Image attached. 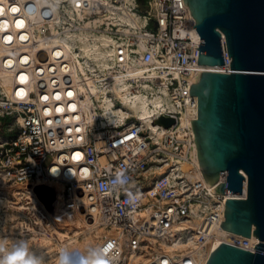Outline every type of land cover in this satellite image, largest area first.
Instances as JSON below:
<instances>
[{
    "label": "built area",
    "instance_id": "built-area-1",
    "mask_svg": "<svg viewBox=\"0 0 264 264\" xmlns=\"http://www.w3.org/2000/svg\"><path fill=\"white\" fill-rule=\"evenodd\" d=\"M10 2L21 6L43 43L88 30L110 37L112 53L108 63L92 61L82 63V68L73 63L65 69L68 63H59V77L51 78V83L34 77L27 99L7 95L0 103L6 116H14L12 134L0 143V179L9 198L7 204H0V231L13 225L14 240H29L47 263L62 247L84 240L88 232L99 233L91 247L112 244L105 254L107 264H204L219 234L221 243L254 251L251 238L220 226L225 222L226 199H246L247 182H242L241 194L214 193L220 183H227V173L207 186L195 155L191 121L198 118V97L190 96L189 89L207 69L197 64L200 41L183 0ZM112 15L129 16L134 23L115 21ZM222 49L225 63L216 67L228 73L231 59L224 39ZM139 68L145 69L143 75L129 76V70ZM115 87H124L123 93L133 99L142 94L163 102L159 107L150 103L147 121L130 114L123 122L110 123L102 117V104L110 99L114 108L122 106ZM73 91L79 103L90 99L84 113L92 114L93 121L82 120L84 127L74 134L76 140L61 149L67 144L66 125L61 115L45 116L43 109L55 102L44 97L59 92L60 105L61 97L69 98ZM167 119L174 123L167 126L163 123ZM151 125H156V132ZM65 151L72 156L63 172L85 168L83 179L53 175L52 167ZM78 152L82 163L74 158ZM185 166L199 172V177H189ZM120 170L128 177L123 187L113 184ZM43 185L55 190L53 212L36 193ZM125 188L138 198L130 200ZM74 262L79 264V257Z\"/></svg>",
    "mask_w": 264,
    "mask_h": 264
},
{
    "label": "water",
    "instance_id": "water-1",
    "mask_svg": "<svg viewBox=\"0 0 264 264\" xmlns=\"http://www.w3.org/2000/svg\"><path fill=\"white\" fill-rule=\"evenodd\" d=\"M183 2L201 36L197 64L224 65V38L231 59L230 72L205 71L189 89L198 97V118L191 125L200 169L209 187L227 173L216 194H241L247 182L246 199H226L220 226L259 239L254 251L220 243L207 264H264V0ZM36 193L53 212L55 190L43 185Z\"/></svg>",
    "mask_w": 264,
    "mask_h": 264
},
{
    "label": "bare ground",
    "instance_id": "bare-ground-1",
    "mask_svg": "<svg viewBox=\"0 0 264 264\" xmlns=\"http://www.w3.org/2000/svg\"><path fill=\"white\" fill-rule=\"evenodd\" d=\"M11 0H0V87L5 90H9L10 94L8 96L13 99H27L29 90H33L32 80L34 77L45 78L48 81L51 80L54 76L59 77V63H68L65 66V69L68 68V65L76 63L82 68V63H108L111 53H112V40L105 34H96L91 31H83L80 34H70L67 37H55L54 40L50 42L43 43L41 40H38L34 33V27L29 26V20L27 17H24L20 5L11 6ZM37 5H41V1L37 2ZM49 6V5H48ZM50 7V6H49ZM15 8L16 11H12ZM115 14V13H113ZM115 21L122 20L130 25L134 21L125 15H112ZM31 19L36 20V17L31 15ZM19 22H22L21 26H18ZM195 34V33H194ZM10 36V40H6L5 37ZM197 36L200 41V35L197 33ZM23 37V38H22ZM225 41V38H224ZM77 48H79L77 50ZM40 52L36 54V51ZM43 63L42 65H40ZM49 63V65L44 64ZM39 64V65H38ZM38 65V66H37ZM51 65V66H50ZM206 71L218 72L219 67L213 66H202ZM145 69L139 68L137 70H129L128 74L132 77H139L143 75ZM23 76L24 79L21 80L20 77ZM76 78H79L78 73L76 72ZM51 83V81H50ZM56 83H54L55 87ZM23 89V94L18 95V91ZM125 90L124 87H115L113 89L115 95L121 100L122 106L119 108H114V101L110 99H105L102 104L104 113L102 117L110 123L123 122L124 119L130 114H134L136 117L143 121H147V118L150 117V103L155 107H159L162 104V99L155 97L150 99L145 95H136L133 98H130L128 93H123ZM96 93V90H94ZM72 95L68 97H61V104L59 105V92L57 94H50L45 97L46 101L51 104L44 111L45 116H50L56 114L60 116V120L66 125L65 133L67 136V141L65 145H61V149H65L66 146H70L72 140L75 139V135L82 130L84 124L82 120L86 123L93 121L92 114L84 113L88 110L90 99L82 100L80 103L75 100L78 98L76 92H70ZM60 97V96H59ZM71 105H75L73 109ZM62 109V111H58ZM76 111H79L77 115ZM69 112L71 114L66 115ZM81 122L80 126L77 128L75 124ZM71 123V126L68 125ZM75 123V124H74ZM67 127H70L69 129ZM153 131L156 132V125H151ZM71 141V142H70ZM70 142V143H69ZM79 154V158H77ZM75 154L74 158L82 163L83 155L78 152ZM195 155L197 156L198 163V149L195 148ZM72 154L65 151L58 157V162L52 167L53 175L56 177L62 176L66 180L72 181L74 179H83L87 175V170L83 168L81 171H78L76 168H69L66 172H63V165H66L69 160H71ZM186 171L189 170L188 176L193 179L199 177V172L190 171V166H185ZM188 172V171H187ZM56 187L59 185L56 184ZM8 188L4 184L3 180L0 179V204H7L9 198L7 197ZM58 204H61V197L58 194ZM98 230V229H97ZM16 232V229L13 225L7 226L4 230L0 231V235L8 237L10 240H14L13 234ZM225 232V231H224ZM227 234V233H225ZM84 240L80 242H75L70 244L74 248H80L81 250H86L89 248L91 242H96L99 238V233L88 232ZM253 247L259 244V239L257 237H251ZM221 243V234L216 236V239L213 240L211 244V249H216L217 246ZM92 244V243H91ZM90 244V245H91ZM39 256L42 258V254ZM79 257V254L73 256V264L75 260ZM54 262V261H53ZM52 264H55L53 263ZM51 264V263H47ZM204 264H207L205 262Z\"/></svg>",
    "mask_w": 264,
    "mask_h": 264
},
{
    "label": "clouds",
    "instance_id": "clouds-1",
    "mask_svg": "<svg viewBox=\"0 0 264 264\" xmlns=\"http://www.w3.org/2000/svg\"><path fill=\"white\" fill-rule=\"evenodd\" d=\"M128 183V177L123 170L117 171L113 184L123 187ZM130 200L138 198L139 194H132L127 188ZM112 247L109 243L105 247H89L86 250L74 247H62L56 256L55 264H73V256L79 254V264H107L105 254ZM0 264H47V261L39 256L26 239L10 240L0 235Z\"/></svg>",
    "mask_w": 264,
    "mask_h": 264
},
{
    "label": "rangeland",
    "instance_id": "rangeland-1",
    "mask_svg": "<svg viewBox=\"0 0 264 264\" xmlns=\"http://www.w3.org/2000/svg\"><path fill=\"white\" fill-rule=\"evenodd\" d=\"M8 94H10L9 90H5L4 88L0 87V103H2L3 101H6V99H7L6 97ZM119 107H121V105L118 107H115V108H119ZM2 111H4V110L0 109V143L4 142L5 139L12 134V128L14 127V116L13 115L6 116V114H4ZM5 118H7L8 122L5 125H3V119H5ZM7 226H11V224H9ZM91 243L93 244V242H91ZM90 244H89V246L91 247ZM55 260H56V258L54 260H52V261H54L53 263H55ZM52 261H50L48 263L52 264Z\"/></svg>",
    "mask_w": 264,
    "mask_h": 264
},
{
    "label": "snow or ice",
    "instance_id": "snow-or-ice-1",
    "mask_svg": "<svg viewBox=\"0 0 264 264\" xmlns=\"http://www.w3.org/2000/svg\"><path fill=\"white\" fill-rule=\"evenodd\" d=\"M12 11H14V12H15V11H16V9H15V8H13V9H12ZM21 25H22V22H19L18 26H21ZM22 38H23V37H22ZM5 39H6V40H10V39H11V37H10V36H6V37H5ZM20 79H21V80H23V79H24V77H23V76H21V77H20ZM23 91H24L23 89H20V90L18 91V93H17V94H18V95H22V94H23ZM68 95H72V93H68ZM44 98H45V99H47V97H44ZM57 99H59V96H57ZM71 107L74 109V108H75V105H71ZM58 111H62V109H58ZM77 158H79V154H77Z\"/></svg>",
    "mask_w": 264,
    "mask_h": 264
},
{
    "label": "trees",
    "instance_id": "trees-1",
    "mask_svg": "<svg viewBox=\"0 0 264 264\" xmlns=\"http://www.w3.org/2000/svg\"><path fill=\"white\" fill-rule=\"evenodd\" d=\"M8 122L7 118L3 119V125H5Z\"/></svg>",
    "mask_w": 264,
    "mask_h": 264
}]
</instances>
